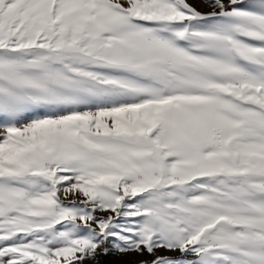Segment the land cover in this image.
I'll return each instance as SVG.
<instances>
[{
  "label": "snow or ice",
  "instance_id": "snow-or-ice-1",
  "mask_svg": "<svg viewBox=\"0 0 264 264\" xmlns=\"http://www.w3.org/2000/svg\"><path fill=\"white\" fill-rule=\"evenodd\" d=\"M109 256L264 264V0H0V264Z\"/></svg>",
  "mask_w": 264,
  "mask_h": 264
},
{
  "label": "rangeland",
  "instance_id": "rangeland-1",
  "mask_svg": "<svg viewBox=\"0 0 264 264\" xmlns=\"http://www.w3.org/2000/svg\"><path fill=\"white\" fill-rule=\"evenodd\" d=\"M192 2V0H190ZM201 10H207L203 7V5H199ZM146 258V257H143ZM142 257H135V256H129V257H114V256H109L103 259V264H120L121 261H132V260H138V259H143ZM91 264V262H89Z\"/></svg>",
  "mask_w": 264,
  "mask_h": 264
}]
</instances>
